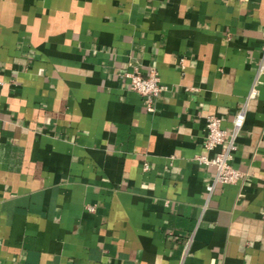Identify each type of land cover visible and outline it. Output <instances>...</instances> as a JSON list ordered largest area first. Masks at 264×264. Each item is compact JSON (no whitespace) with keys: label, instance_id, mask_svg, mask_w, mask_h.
I'll list each match as a JSON object with an SVG mask.
<instances>
[{"label":"crops","instance_id":"1","mask_svg":"<svg viewBox=\"0 0 264 264\" xmlns=\"http://www.w3.org/2000/svg\"><path fill=\"white\" fill-rule=\"evenodd\" d=\"M262 59L264 0H0V264H264V71L243 177L195 159Z\"/></svg>","mask_w":264,"mask_h":264},{"label":"built area","instance_id":"2","mask_svg":"<svg viewBox=\"0 0 264 264\" xmlns=\"http://www.w3.org/2000/svg\"><path fill=\"white\" fill-rule=\"evenodd\" d=\"M264 71L263 59L257 66L254 79L251 83L247 97L242 106L234 113L231 126L226 129L221 124V119L216 115H207L205 119V135L203 148L205 151H215L213 157L206 155L197 156L198 164L213 169V178L206 187V193L210 195L216 185H232L238 182L243 174L231 166L233 153L236 151V138L244 124L247 102L258 95L260 76ZM124 76L129 78V87L135 93L144 98L148 109H153V100L165 89L161 83L158 72L151 69L146 75H142L137 70L126 71ZM147 170V166H143ZM91 211L94 208H90ZM189 244L183 249V257L188 251Z\"/></svg>","mask_w":264,"mask_h":264}]
</instances>
